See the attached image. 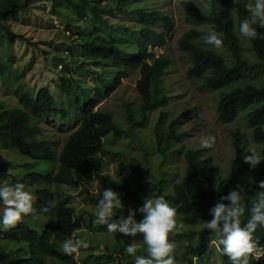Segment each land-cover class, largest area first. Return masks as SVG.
<instances>
[{
	"label": "trees",
	"instance_id": "1",
	"mask_svg": "<svg viewBox=\"0 0 264 264\" xmlns=\"http://www.w3.org/2000/svg\"><path fill=\"white\" fill-rule=\"evenodd\" d=\"M46 1L51 4V14L60 20L65 34H71L72 47L76 48L72 55L81 61L71 67L66 63L63 65V76L59 78L62 104H58L47 88L41 87L27 91L16 89L14 94L19 106L11 109L0 106V148L15 151L28 162L20 166L21 176H11L9 184L23 183L25 190L34 195L37 211L36 216L24 217L15 228L4 230L0 224V264H45L44 256L62 264H135L134 257L126 254L125 245L119 239L105 244L103 252L95 255L94 251L104 241L92 235L107 233L106 226L96 225V214L85 209L76 213L73 196L54 192L50 186L78 189L81 183L97 182L100 193L95 197L98 199L104 189L111 188L116 192L123 185L104 174L102 158L114 162L122 153L107 148L105 139L111 136V144L120 139L135 141L134 132L148 122L150 113L154 111L160 112L151 125L152 140L142 151L147 170L156 171L158 179L141 185L139 189L142 192L130 190L133 198L143 206L140 197L145 188L150 187L176 208L177 218L185 227L199 226L197 230L177 229L175 235L169 234V239L177 245L174 255L178 264H196L193 259L202 264L211 255L220 264H231L223 254L222 246L216 243L219 237L206 228L205 222L212 219L211 208L233 190L245 195L246 213L241 220L246 222L254 193L259 190L257 184L264 181V169H253L244 162L245 154H250L251 150L244 149L241 137L232 142L234 154L229 172L220 180L216 179L211 157L204 158L201 149L182 146L184 134L180 125L191 116V109L176 117L168 112L169 97L162 80L171 60L163 54L156 56L148 49V46L162 47L172 40L173 20L159 9L134 8L133 27L127 29L124 25L109 24L106 16L116 9L126 14L122 7L125 0H112L113 7L107 9L104 4L110 0ZM204 1L210 5L206 12L192 1L179 3L188 22L205 26L202 31L187 30L176 41L178 50L188 61L185 76L202 82L205 88L213 91L230 87L215 105L219 123L234 122L241 111H247L254 105L246 113V125L252 141L262 146L260 157L264 164V28L255 26L260 34L255 40H248L239 33L240 22L249 15L245 5L249 2L254 4L255 0ZM33 2H0V47L4 42L10 46L16 38L19 39L5 22L17 20L19 14L27 11ZM79 22H83V27L78 25ZM84 24L88 26L84 28ZM209 26L222 34L224 51L221 53L206 45L202 39ZM130 35L136 36L133 44L128 42L131 41L127 39ZM89 66L96 69L91 70ZM107 67L114 72L110 81L105 71ZM6 70L0 58V76ZM130 70L139 72L135 90L141 104L138 116L129 104L124 105L127 127H122L114 121L110 112L97 106L115 91ZM97 71L96 87L91 89V85H86L80 77ZM55 120L65 124L73 122L74 127L60 149L58 141L47 137L43 130L47 123ZM174 157H182L186 167L182 181L169 186L167 170ZM150 158L155 159L153 164ZM43 166L49 170H37ZM10 168H13L12 163H0V173ZM2 177L0 174V179ZM78 195L87 196V192L81 189ZM49 200L57 201V207L50 212H42L41 208ZM128 214V211L121 210L113 220L119 221L121 216L126 219ZM135 219L140 222L143 214L136 213ZM254 237L264 246V228L258 227ZM70 239L87 240L89 247L85 250L89 253L86 252L79 260L74 254H64L62 244ZM142 239L135 242L136 255L147 256V246ZM251 264H264V259Z\"/></svg>",
	"mask_w": 264,
	"mask_h": 264
},
{
	"label": "rangeland",
	"instance_id": "2",
	"mask_svg": "<svg viewBox=\"0 0 264 264\" xmlns=\"http://www.w3.org/2000/svg\"><path fill=\"white\" fill-rule=\"evenodd\" d=\"M8 0H0L6 2ZM146 1V2H144ZM184 0H127L124 1L123 9L127 11L121 13L117 9L107 14V21L112 25H124L126 28L133 27L134 8H151L160 9L163 13L170 16L174 22V32L171 41L167 42L162 47L149 46V51L158 56L163 54L171 60L170 67L166 70V75L163 77L162 86L165 88L169 97L167 106L168 112L172 117H176L183 113L186 109H191V116L184 119L180 125V130L183 132L182 146L186 149H201L204 158L211 157L216 168V179H222L229 172V165L233 158L232 142L236 137H241V143L246 150H255L260 155L262 146L255 144L250 137V129L247 127L246 113L251 106L239 113L237 119L230 123H219L216 120L215 105L221 94L227 92L230 87L222 88L216 91L209 90L203 86V83L187 79L185 76L188 67V61L184 55L178 50L176 41L180 36L189 29H196L202 31L205 29L204 25H197L188 22L185 19V11L179 6V3ZM200 4V0H193ZM248 2L250 0H247ZM114 2L110 0L104 4V7L112 8ZM129 5V7H128ZM201 9V8H200ZM205 10V7L203 6ZM105 17V14H102ZM77 19V18H75ZM5 24L9 27L11 32L19 37L16 38L10 46L3 43L0 47V58L6 65V72L0 76V106L3 109H11L18 107V100L14 94L16 89L21 90H37L41 87L47 88L50 93L56 98L58 104L63 103V98L60 96V82L59 78L63 76V65L66 63L69 67L78 65L81 59L72 55V51L76 48L72 47L71 34H65L63 25L60 20L51 14V4L46 0H34L27 11L19 14L17 20L7 21ZM78 25L83 27V22ZM84 24V28H86ZM133 44L136 36L130 35L127 39ZM7 47V48H5ZM221 53V52H219ZM90 69H96L94 66H89ZM98 71H100L98 69ZM88 73L80 77L86 85H91V89L96 87V78L99 72ZM108 80L114 77V72L110 67L106 68ZM139 78L138 70L128 71L127 77L120 80V85L116 87L115 91L102 99L97 108L102 111L110 112L113 119L122 127H127L125 120V107L129 104L134 113L138 116V108L140 98L135 90V82ZM240 86V85H239ZM92 97V96H91ZM160 111L150 113L149 120L144 123V126L134 132L135 141L120 139L114 144H111V136L105 139L107 148L113 152H120L114 162H110L108 158L104 157V174L112 180L123 185L116 192L119 193L123 202V211L129 209L138 210L141 205L137 204L133 198L130 190L137 193L142 192L139 187L144 184H151L158 179L156 171L149 168L144 157L143 147H147L152 140L151 129L153 123L158 117ZM49 121V120H48ZM43 125V124H42ZM44 127V126H43ZM73 122L61 123L57 120L49 122L43 128L45 135L58 141V149L65 141L68 133L73 129ZM52 135V136H50ZM215 137V145L211 149L201 147V139L204 137ZM151 163L155 161L150 158ZM10 162L13 168L1 172L0 182L6 181L9 183L10 177H19L22 174L21 165L28 163L27 160L19 156L15 151L4 150L0 148V163ZM167 170L168 185L182 181L185 172V164L182 157H174L169 164ZM20 168H19V167ZM264 169V164L260 163L258 166ZM49 168L38 167V171H43ZM151 170V176L149 172ZM157 170V169H156ZM140 180V182H139ZM52 191H58L62 194H70L73 196V207L76 213H80L83 209L96 214V205L100 193L99 184L97 182L81 183L78 189H70L63 186H50ZM81 189L86 190L87 196L78 195ZM28 191V190H27ZM32 193L30 190L28 191ZM153 190L148 187L140 197V202H144V198L149 196ZM139 213V211H137ZM179 220V219H178ZM180 221V220H179ZM199 226L185 227L184 230H197ZM180 231V229H178ZM183 230V231H184ZM184 231V232H185ZM90 236L89 233H87ZM93 238L104 241L98 250L94 251L95 255L103 252L105 244L116 242L117 239L125 245L133 242V238L125 237L119 233H94ZM143 238L142 235L135 237L137 241ZM130 240V243H128ZM87 241V240H86ZM135 241V242H136ZM89 253L88 250L81 249L78 254H74L76 260L83 258ZM45 264H62L47 256L43 257ZM202 264H220L214 255H211L209 260H204Z\"/></svg>",
	"mask_w": 264,
	"mask_h": 264
},
{
	"label": "clouds",
	"instance_id": "3",
	"mask_svg": "<svg viewBox=\"0 0 264 264\" xmlns=\"http://www.w3.org/2000/svg\"><path fill=\"white\" fill-rule=\"evenodd\" d=\"M184 1L194 2L204 12L210 7L204 0H200V4L193 0ZM245 8L249 15L240 22L239 33L248 40H255L260 36L255 26L264 28V0H255L254 4L249 2ZM221 36L222 34L209 26L202 39L215 51L222 52L224 46ZM214 145L215 137L208 136L201 139L203 148L211 149ZM248 153L250 154L246 153L244 156V162L253 169L257 168L262 161L260 155L255 150ZM257 188L259 190L254 193V199L248 209L250 216L246 222L241 220L246 213L245 195L236 190L221 197L210 210L212 219L205 222L206 228L219 237L216 243L222 246L223 254L230 259L231 264H251L252 261L264 259V246H261L260 241L254 237L258 227L264 228V181L258 182ZM34 204V195L25 190L23 183L0 182V224L4 230L17 227L23 222L24 217L36 216ZM56 207L57 201L49 200L41 211L47 213ZM96 208L94 220L96 225L106 226L110 234L119 233L133 238V242L128 244L125 252L134 257L135 264H178L174 255L177 245L174 240L169 239V234L175 235L177 229L184 228V224L178 220L176 208L171 206L163 195L152 192L144 198L142 207L138 210L129 209L126 219L121 216L119 221H114L113 217L123 210V202L119 193L108 188L103 190ZM137 211L143 214L140 222L135 219ZM138 235H142L143 244L147 246V256L136 255L135 237ZM214 245L216 247V244ZM88 247L89 243L85 239H70L63 242L62 251L71 256ZM193 261L196 264L198 262L196 259Z\"/></svg>",
	"mask_w": 264,
	"mask_h": 264
}]
</instances>
